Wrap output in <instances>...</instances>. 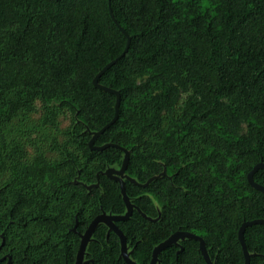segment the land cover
I'll return each instance as SVG.
<instances>
[{
    "label": "trees",
    "instance_id": "16d2710c",
    "mask_svg": "<svg viewBox=\"0 0 264 264\" xmlns=\"http://www.w3.org/2000/svg\"><path fill=\"white\" fill-rule=\"evenodd\" d=\"M112 10V15L110 12ZM131 37L128 51V37ZM121 57V58H119ZM118 119L96 139L95 132ZM40 106L59 131L55 157L29 156L12 126ZM134 205L118 221L130 257L150 264L177 231L203 237L214 264H245L239 232L264 219L248 174L264 163V0H0V264H76L95 217L124 215L121 168ZM264 186V168L254 174ZM92 186L91 188H89ZM76 228V231L74 230ZM264 264V224L244 234ZM86 264H127L100 224ZM158 264H207L199 241L163 250Z\"/></svg>",
    "mask_w": 264,
    "mask_h": 264
},
{
    "label": "water",
    "instance_id": "95a60500",
    "mask_svg": "<svg viewBox=\"0 0 264 264\" xmlns=\"http://www.w3.org/2000/svg\"><path fill=\"white\" fill-rule=\"evenodd\" d=\"M110 12L112 15L111 8H110ZM120 29L128 37V45L125 49V52L121 55V57H122L128 51L131 37L129 35H127L126 31L121 26H120ZM121 57H119V58H121ZM119 58L108 63L94 79V85L99 89H102L104 91L115 94L117 96V102H116L115 118L109 124H107L105 127H103L100 131L94 133L93 138L91 139V141L89 143L91 149L103 150L109 146L119 147V146L111 144V143L106 144L104 146H96L95 145V142H96V139L98 138V136L101 135L105 130H107L118 119V110H119V105L121 102L120 92L115 90V89H112L111 87H106V86L99 84V79L112 65H114L117 62V60ZM120 149H122V151H124V153H125L121 168L109 167L103 174H105L107 177H109L110 179H112V180H114L120 184L123 199H124L126 206H127V212L124 215H112V214H107L106 212H103L102 214L98 215L97 217H95L93 219V221L90 223V225L87 228V230L85 231V233L81 234V242H80L79 250L77 253L76 264H86L85 256H86L87 246L90 243V241L93 239V234L100 224L107 225L109 227V231H113L119 236L120 244H121V256L126 261V263L127 264H138L137 262H135L131 259L129 249H128L127 238H126L125 234L122 232V230L119 228V226L117 225L118 221L129 219L133 213V210H134V205L131 202L129 196L127 195L126 185H125V177L127 175L126 171L128 168V163H129L131 152L129 150L123 148V147H121ZM262 168H264L263 162L257 164L254 167V169L248 174V180H249L250 184L252 185V187H254L255 189L264 193V186L256 183L254 180V174L259 169H262ZM91 187L92 186H90L89 188H91ZM253 224H264V219H257V220H253V221H249V222L244 223L240 229V232H239V239H240V242L242 244L243 252H244V256H245V264H250L251 255H250V253L246 247V244L244 241V234H245L246 227L253 225ZM74 230L76 231V228H74ZM184 239H194L196 241H199L200 250L202 252V255H203L205 261L207 262V264H214L212 262L211 258L209 257L207 247H206V243H205V240L203 239V237L196 235L195 233H192L189 231H177V232L173 233L165 241H163L162 243L157 245L154 248L153 256H152V260H151L150 264H158L159 255L163 250H165L166 248L170 247L173 244L179 243V241L184 240Z\"/></svg>",
    "mask_w": 264,
    "mask_h": 264
},
{
    "label": "rangeland",
    "instance_id": "374dc122",
    "mask_svg": "<svg viewBox=\"0 0 264 264\" xmlns=\"http://www.w3.org/2000/svg\"><path fill=\"white\" fill-rule=\"evenodd\" d=\"M42 110L38 105L37 110L28 115H21L15 120L12 126V135L14 137H21L26 144L29 156H32L36 147L42 148L48 157H55L53 151V144L55 137L58 136L60 140L63 139L62 131L69 127L71 123L70 115H64L59 120V131H55L50 127H43L40 123L42 118Z\"/></svg>",
    "mask_w": 264,
    "mask_h": 264
}]
</instances>
